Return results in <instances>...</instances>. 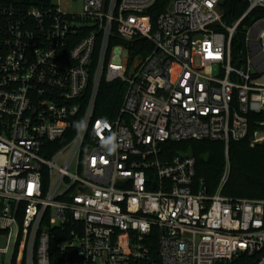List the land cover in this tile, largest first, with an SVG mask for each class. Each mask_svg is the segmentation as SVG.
I'll use <instances>...</instances> for the list:
<instances>
[{"label": "built area", "instance_id": "2783aa9c", "mask_svg": "<svg viewBox=\"0 0 264 264\" xmlns=\"http://www.w3.org/2000/svg\"><path fill=\"white\" fill-rule=\"evenodd\" d=\"M224 1L171 0L156 16L157 0L0 6L9 264H264V200L221 194L230 144L264 147V0H242L232 24ZM116 82L118 116L97 117L101 83ZM186 141L224 145L211 197L190 155L162 158Z\"/></svg>", "mask_w": 264, "mask_h": 264}, {"label": "trees", "instance_id": "16d2710c", "mask_svg": "<svg viewBox=\"0 0 264 264\" xmlns=\"http://www.w3.org/2000/svg\"><path fill=\"white\" fill-rule=\"evenodd\" d=\"M171 0H157L150 10L156 16L165 11ZM14 4L21 7L44 5L50 7L49 0H0V6ZM246 4L242 0H225L222 6L223 19L232 24L244 12ZM240 39V38H239ZM234 51L238 50L235 46ZM142 43L136 39L132 43L134 49ZM125 93L121 83H101L96 105V116L112 120L118 111ZM162 158L167 161L175 156L187 153L195 161V183H203L207 196H213L218 187L225 167L224 145L211 141H186L166 143L161 148ZM230 163L229 177L221 194L230 199L264 200V147H251L248 140L231 143L228 151ZM155 255L156 243H153ZM11 264H15L13 259Z\"/></svg>", "mask_w": 264, "mask_h": 264}, {"label": "rangeland", "instance_id": "374dc122", "mask_svg": "<svg viewBox=\"0 0 264 264\" xmlns=\"http://www.w3.org/2000/svg\"><path fill=\"white\" fill-rule=\"evenodd\" d=\"M50 2L58 6V8L65 14H80L82 12L84 0H50ZM7 246L6 236H0V249H5ZM13 251V244L11 243L8 247L6 254L0 253V264H9Z\"/></svg>", "mask_w": 264, "mask_h": 264}]
</instances>
